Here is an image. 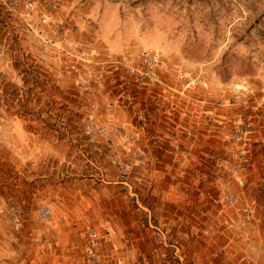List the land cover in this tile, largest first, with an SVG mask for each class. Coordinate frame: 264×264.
I'll list each match as a JSON object with an SVG mask.
<instances>
[{
  "label": "rangeland",
  "instance_id": "obj_1",
  "mask_svg": "<svg viewBox=\"0 0 264 264\" xmlns=\"http://www.w3.org/2000/svg\"><path fill=\"white\" fill-rule=\"evenodd\" d=\"M7 1L0 264H86L90 247L101 264H198L227 243L264 248L260 205L245 210L231 192L264 198V0H20L13 13ZM155 49L160 84L118 67ZM244 104L246 134L235 139ZM153 115L171 117V130ZM186 119L206 137L188 136ZM163 199L182 215L166 216Z\"/></svg>",
  "mask_w": 264,
  "mask_h": 264
},
{
  "label": "built area",
  "instance_id": "obj_2",
  "mask_svg": "<svg viewBox=\"0 0 264 264\" xmlns=\"http://www.w3.org/2000/svg\"><path fill=\"white\" fill-rule=\"evenodd\" d=\"M20 0H9L6 2V12L13 13L15 12L16 3ZM42 22H45L44 20ZM31 28L32 26L29 25ZM48 46L55 45V42L46 41ZM163 52L159 49L155 50H143L138 52L134 57L124 58L117 64L118 67L124 72L125 76L131 82L136 84H160L162 81V73L166 68V64L164 61ZM181 75V73H179ZM112 81V80H111ZM91 115L89 116L91 119H94L95 115H97V107L91 106ZM249 122L248 115V107L244 104L241 108L240 113L237 116L236 124L230 129V135L235 139H241L246 134V128ZM89 127V126H88ZM87 127V128H88ZM90 128V127H89ZM101 133H106L105 129H100ZM116 135L119 138L128 141L131 139V136L128 133H123L121 130H114ZM190 134L189 132H187ZM115 163V161H112ZM239 185H241V181L237 179ZM226 199L229 202H232L234 198L231 194L226 195ZM50 209L42 208L39 211L38 218L41 220H46L50 216ZM86 264H101L100 259L96 253V247H90L86 251Z\"/></svg>",
  "mask_w": 264,
  "mask_h": 264
},
{
  "label": "crops",
  "instance_id": "obj_3",
  "mask_svg": "<svg viewBox=\"0 0 264 264\" xmlns=\"http://www.w3.org/2000/svg\"><path fill=\"white\" fill-rule=\"evenodd\" d=\"M20 4H21V2H19L18 5H20ZM0 40H1V43L2 42L5 43V39H1L0 38ZM115 119L116 120L123 121V114L116 115V118ZM161 119L162 118H159L158 121H156V115H153L151 117V124H154V126H156V123L159 122V124H162V125L165 124V126H166V129L164 128L165 131L171 130V127L174 125V120L171 117H167L166 119L163 118L162 120ZM186 120H188V119H186ZM133 121H134V125H135V121L136 120H133ZM160 121H162L163 123L160 122ZM188 121L184 123V126H182V129H185L184 131L186 132V134L188 136H194L192 138H195V139H198V140L202 139L203 137H206V136H202V134H200V133H196L195 132V130L196 131H201L199 129V127H196L195 129L192 127L191 129L193 131L191 132L188 129V127H187L188 123L190 125V122L191 121H189V122ZM110 122L111 121L109 120V123ZM157 132H158L157 129L156 130L154 129L151 133H154L155 135H157ZM187 132H189L190 134H188ZM151 133H148V134H151ZM31 151L35 154V156H37L36 157L37 158V161H36V164L34 166H35L36 170H39L41 166L38 165V163H39L38 157L39 158L42 157L43 152L41 151V149H40V151H37V150H31ZM31 151H26L25 152L26 155L28 153H31ZM152 151L154 152V155L157 154V153H155V152H157L156 150H152ZM165 153H167V152H165ZM253 164L254 163H252L250 165V169L248 170V172H249L248 175H252V171L251 170H252V168H254L253 167ZM25 166L27 167L28 166V163H26ZM30 166H32V164ZM259 169L264 171L263 168H260L259 167ZM248 180L249 181L247 183V188L250 189L251 187H253V183H252L253 179H252L251 176L250 177L248 176ZM235 187L236 186L233 184L232 185V191L231 192L237 198L236 204H237V202L238 203L240 202V203L246 205L245 210H252V211L256 209L255 205L259 204L260 205L259 208H260L261 212L264 213V206L262 205V204H264V198L263 197H260V196L257 197L256 195L255 196H250L251 195L250 194L251 192L249 191V192H243L244 193L243 194V198L241 197L242 198L241 199L239 196H237L239 194V192L237 190L238 188H235ZM241 191H243V189ZM179 200H181V199H179ZM163 202H164V205H168L169 207H173V211H169L167 213L165 212V215L166 216H169L170 217V216H172L171 214H173V215H178V214L182 215L181 212H177L175 210L176 209V206H175V204H173V202L176 203L175 200L163 199ZM245 215H248V214H245ZM229 217H232V214L231 213H230ZM262 231H264V230H262ZM214 248L215 249H214V251L212 253L211 259L210 260L209 259H205V260L201 261L198 264H264V248L263 247H261V248L257 247L259 249L257 251H256V248H254V249L249 248V249H246L245 251L241 252V250H239V247L238 246H236V245H234L232 243H227V244L220 245V246L214 247ZM218 254H220V255H219V257L216 258L217 260L216 259H213V257L216 256V255H218ZM241 257H245V259L242 260Z\"/></svg>",
  "mask_w": 264,
  "mask_h": 264
}]
</instances>
